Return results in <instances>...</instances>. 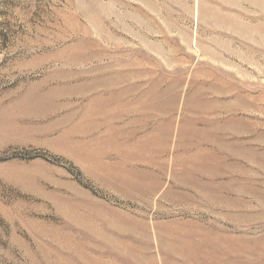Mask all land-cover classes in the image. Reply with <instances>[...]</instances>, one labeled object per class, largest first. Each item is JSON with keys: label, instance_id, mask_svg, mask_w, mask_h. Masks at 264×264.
I'll use <instances>...</instances> for the list:
<instances>
[{"label": "rangeland", "instance_id": "rangeland-1", "mask_svg": "<svg viewBox=\"0 0 264 264\" xmlns=\"http://www.w3.org/2000/svg\"><path fill=\"white\" fill-rule=\"evenodd\" d=\"M228 261L264 264V0H0V264Z\"/></svg>", "mask_w": 264, "mask_h": 264}, {"label": "bare ground", "instance_id": "bare-ground-1", "mask_svg": "<svg viewBox=\"0 0 264 264\" xmlns=\"http://www.w3.org/2000/svg\"><path fill=\"white\" fill-rule=\"evenodd\" d=\"M190 241H192V240H190ZM190 241L188 240L187 241V243H190ZM203 242L205 241V240H202ZM194 242V241H193ZM215 242V241H214ZM182 243V242H181ZM191 244V243H190ZM195 244V243H194ZM198 244H200V243H198ZM205 244V243H204ZM207 244H208V242H207ZM210 244V243H209ZM211 245V244H210ZM195 246V245H194ZM228 247V246H227ZM257 247V246H256ZM180 248H182V247H180ZM214 249V248H213ZM181 250V249H180ZM183 250V249H182ZM205 250V249H204ZM203 250V251H204ZM225 250V249H224ZM234 250H235V248H234ZM196 251V250H195ZM198 251V250H197ZM184 252V251H183ZM187 252H188V250H187ZM193 253V252H192ZM191 253V254H192ZM198 253V252H197ZM223 253V252H222ZM197 255V254H196ZM188 257V256H187ZM197 257V256H196ZM201 258V257H200ZM230 261H228L227 263H229ZM227 263H225V264H227ZM230 264V263H229ZM234 264V263H233Z\"/></svg>", "mask_w": 264, "mask_h": 264}]
</instances>
